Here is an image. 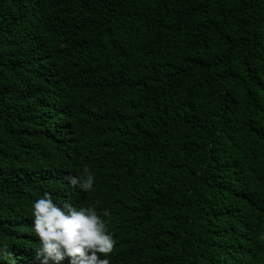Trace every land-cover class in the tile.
<instances>
[{"label": "trees", "instance_id": "obj_1", "mask_svg": "<svg viewBox=\"0 0 264 264\" xmlns=\"http://www.w3.org/2000/svg\"><path fill=\"white\" fill-rule=\"evenodd\" d=\"M44 192L97 208L110 264H264V0H0L15 264H40Z\"/></svg>", "mask_w": 264, "mask_h": 264}, {"label": "clouds", "instance_id": "obj_2", "mask_svg": "<svg viewBox=\"0 0 264 264\" xmlns=\"http://www.w3.org/2000/svg\"><path fill=\"white\" fill-rule=\"evenodd\" d=\"M65 179L82 191L94 184L93 173L86 167L83 174L69 173ZM30 211L37 239L34 251L40 264H60L65 257L69 264H110L107 254L112 252L115 239L94 205L77 206L69 200H54L44 192L31 202ZM5 259L7 264H15L10 253H0V261Z\"/></svg>", "mask_w": 264, "mask_h": 264}]
</instances>
